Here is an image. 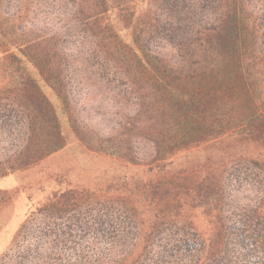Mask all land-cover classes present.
<instances>
[{
  "label": "trees",
  "instance_id": "1",
  "mask_svg": "<svg viewBox=\"0 0 264 264\" xmlns=\"http://www.w3.org/2000/svg\"><path fill=\"white\" fill-rule=\"evenodd\" d=\"M73 1L77 29L92 38L96 60L121 65L137 82L136 123L153 145L150 159L140 163L136 205L130 209L137 217L136 245L103 264H134L151 250L163 224L179 220V213H186L189 226L203 236L201 254L190 264H223L234 253L242 259L248 254L247 236L258 239L256 247L263 252L264 216L254 227L245 225L241 237L224 223L221 201L228 162L264 161V110L258 96L264 83V0ZM22 14L20 6L0 12V93L24 114L28 143H41L27 147L22 165L31 166L64 150L67 135L59 111L67 114L77 139L84 135L78 137L73 114L63 112L73 94L66 50L55 35L24 31ZM84 150L92 161L112 158L115 170L133 164L114 145L86 143ZM9 169L14 166L0 176ZM58 181L65 186L38 208L55 219L81 205L89 191L71 177ZM25 227L24 222L20 228ZM76 227L64 225L63 233ZM35 231L39 239L44 235L39 227ZM112 248L110 243L108 255ZM27 250H38L37 243ZM68 259L60 255L54 264L80 263Z\"/></svg>",
  "mask_w": 264,
  "mask_h": 264
},
{
  "label": "rangeland",
  "instance_id": "2",
  "mask_svg": "<svg viewBox=\"0 0 264 264\" xmlns=\"http://www.w3.org/2000/svg\"><path fill=\"white\" fill-rule=\"evenodd\" d=\"M19 6L23 8L24 31L32 33L36 28L55 35L66 50L73 94L63 112L73 114L77 135L83 133L84 140L71 133L67 114L59 111L61 128L67 135L64 150L51 159L22 165L27 147L41 143H28L30 133L24 114L0 93V171L14 166L0 176V264H54L60 255L78 264H103L107 257L116 261L122 251L136 245L137 217L130 211L136 205L135 181L140 163L148 161L153 151L151 141L139 134L136 123L137 82L121 65H100L96 60L92 38L77 29L73 0H4L0 12L5 8L12 13ZM39 84L57 105L48 87ZM259 92L264 110V83ZM86 143L114 145L127 153L133 164L115 170L112 158L92 161L84 150ZM224 176L223 221L244 237L245 225L254 227L263 220L264 207H259L264 204V161L233 160L224 169ZM64 177H71L89 191L81 205L55 219L38 208L54 190L65 186L58 181ZM185 214L179 213V220L163 224L151 250L134 264H190L198 257L204 247L203 236L189 226ZM24 222L27 228L21 229ZM71 223L77 227L63 233L62 227ZM38 227L44 231L40 239L35 231ZM252 238H244L248 254L242 259H236L234 253L230 261L222 259L221 263L264 264V251L256 247L259 240ZM35 242L38 250L29 252L28 246ZM110 243L113 248L108 255Z\"/></svg>",
  "mask_w": 264,
  "mask_h": 264
}]
</instances>
